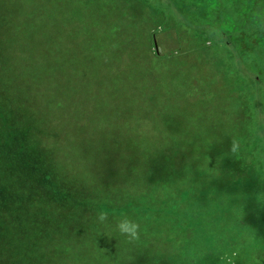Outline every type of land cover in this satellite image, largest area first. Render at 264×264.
<instances>
[{
	"label": "rangeland",
	"instance_id": "374dc122",
	"mask_svg": "<svg viewBox=\"0 0 264 264\" xmlns=\"http://www.w3.org/2000/svg\"><path fill=\"white\" fill-rule=\"evenodd\" d=\"M208 4V0H0V106L10 105L16 116L41 113L45 105L32 90V77L37 84L48 85L58 100L48 104L52 116L40 127L48 135L35 137L46 143L50 138L61 147L54 156L53 175L45 181V194L126 199L127 189L144 194L163 170L165 177L172 169L189 172L192 165L203 163L205 169L218 170L219 161L236 159L235 142L244 141L239 127L249 119L254 91L249 84L241 93L242 85L253 72L240 68L239 74L227 76L226 51L219 50L218 56L214 52V59L202 51L206 43L195 38L201 30L212 49H224L229 40L219 25L220 8L210 11ZM231 14L226 23L235 30L237 16ZM215 31L222 40L211 39ZM256 42L252 37L249 44ZM262 44L258 48L264 51ZM231 47L238 49L236 44ZM239 63L238 56L235 69ZM258 130L263 134L262 126ZM43 199L47 200L35 198L40 205ZM69 212L73 210L62 220L71 216ZM82 215L83 222L97 221L92 211ZM103 229L109 231L108 238L97 235L100 244H91L90 239L86 248H77L83 236L76 230L50 232L39 264H113L103 250L105 240L120 247L113 255L122 253V261L134 258L155 264L147 248L121 233L116 224ZM150 245L161 256L156 264H168L164 257L170 247L155 240ZM24 257L14 260L24 263ZM253 257L251 264L264 260Z\"/></svg>",
	"mask_w": 264,
	"mask_h": 264
},
{
	"label": "trees",
	"instance_id": "16d2710c",
	"mask_svg": "<svg viewBox=\"0 0 264 264\" xmlns=\"http://www.w3.org/2000/svg\"><path fill=\"white\" fill-rule=\"evenodd\" d=\"M247 1L249 4L245 0H208L210 11L217 7L221 11L219 25L229 36L224 49H212L203 30L195 37L206 43L202 51L210 59L226 51L227 76L232 72L239 74L243 68L253 72L248 74L252 77L246 81L247 85H242L241 91L245 92L249 84L254 90L249 109L251 117L248 111L244 113L249 119L246 117L239 127L245 133L244 141L235 142L236 159L229 163L225 162L231 158L219 161L218 170L205 169L203 163L192 165L189 172L172 169L165 177L162 169L163 173L144 194L136 195L127 189L126 199H87L68 192L45 194V181L53 175L52 163L61 147L50 143V138L46 143L35 137L48 135L42 134L40 127L52 116L48 104L58 100L48 85L42 81L37 84L36 77H32L35 87L32 90L38 92L37 96L40 94V102L45 105L43 111L39 110L41 113L16 116L10 105L0 106V264H39L45 236L57 229L76 230L77 235H82L77 248L88 247L90 239L91 244L99 245L98 236L108 238L109 231L103 227L118 225L125 218L139 225L137 240L147 248L155 264L161 256L150 245L154 240L170 247L171 253L164 257L168 264H251L254 255L264 257V51L258 48L261 43L264 48V0ZM232 12L238 21L235 30L226 23ZM252 25L253 29L248 30ZM248 32L252 33L237 36ZM252 37L257 41L255 45L249 44ZM211 39L222 40L216 31ZM233 44L237 50H231ZM247 49L252 51L245 52ZM238 56L240 63L235 69L233 62ZM28 73L33 76L31 69ZM259 125L263 127V134L258 130ZM51 129L49 135L54 131ZM253 139L256 141L252 143ZM36 197L47 200L43 199L40 205ZM68 210H73L69 212L71 216L65 215L62 220ZM86 210L96 215L104 212L107 219L100 222L96 218L95 223L89 224L85 218L83 222L82 214ZM119 249L114 241L105 240L103 250L108 251L107 260L113 264H142L134 258L122 261V253L120 257L113 255ZM17 255L26 256L25 262H15ZM257 264H264V260Z\"/></svg>",
	"mask_w": 264,
	"mask_h": 264
},
{
	"label": "clouds",
	"instance_id": "9594fccd",
	"mask_svg": "<svg viewBox=\"0 0 264 264\" xmlns=\"http://www.w3.org/2000/svg\"><path fill=\"white\" fill-rule=\"evenodd\" d=\"M97 219L100 222H103L107 219V216L104 212H100L98 214ZM117 226L121 233L129 236L131 239L135 240L139 238V225L138 224L125 218Z\"/></svg>",
	"mask_w": 264,
	"mask_h": 264
}]
</instances>
